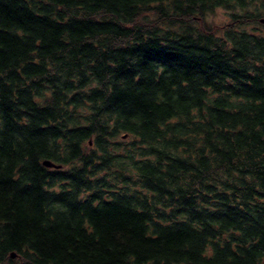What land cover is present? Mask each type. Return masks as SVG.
<instances>
[{"label":"trees","instance_id":"trees-1","mask_svg":"<svg viewBox=\"0 0 264 264\" xmlns=\"http://www.w3.org/2000/svg\"><path fill=\"white\" fill-rule=\"evenodd\" d=\"M262 20L0 0V264H264Z\"/></svg>","mask_w":264,"mask_h":264},{"label":"rangeland","instance_id":"rangeland-1","mask_svg":"<svg viewBox=\"0 0 264 264\" xmlns=\"http://www.w3.org/2000/svg\"><path fill=\"white\" fill-rule=\"evenodd\" d=\"M231 20V12L225 11L223 9H218L216 12L208 17V22L212 23L213 25H216L218 27H222L226 24H228ZM259 28V27H257ZM250 32H254L252 28H248ZM15 255V254H13ZM12 258H14L12 256Z\"/></svg>","mask_w":264,"mask_h":264},{"label":"water","instance_id":"water-1","mask_svg":"<svg viewBox=\"0 0 264 264\" xmlns=\"http://www.w3.org/2000/svg\"><path fill=\"white\" fill-rule=\"evenodd\" d=\"M262 22L264 23V20H262ZM44 166L48 167V168H56V169L60 168L59 166H56L55 164H53L49 161L44 162ZM12 256L15 258V255L12 254Z\"/></svg>","mask_w":264,"mask_h":264}]
</instances>
